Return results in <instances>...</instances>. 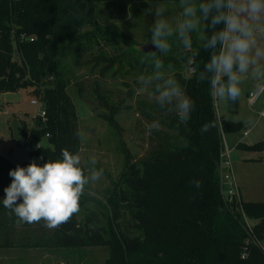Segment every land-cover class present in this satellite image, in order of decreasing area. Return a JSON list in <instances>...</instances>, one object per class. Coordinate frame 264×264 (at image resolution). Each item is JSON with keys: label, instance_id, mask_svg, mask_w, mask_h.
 Listing matches in <instances>:
<instances>
[{"label": "trees", "instance_id": "16d2710c", "mask_svg": "<svg viewBox=\"0 0 264 264\" xmlns=\"http://www.w3.org/2000/svg\"><path fill=\"white\" fill-rule=\"evenodd\" d=\"M163 1L0 0V92L19 93L30 88L45 104V121L34 119L33 126L20 129L25 146H35L29 154L37 164L61 158L62 149L75 154L81 148L77 107L68 93L65 75L58 68L60 46L99 35L98 26L97 31L83 32V28L94 24L102 2H142L148 6ZM22 34L34 37V42H17ZM200 35H193L190 52L173 40L172 50L160 57L166 67L172 65L174 77L195 103L188 124H181L175 111L162 118L165 129L158 133L163 136L161 142L152 140L155 147L143 160L135 161L130 150L124 148L120 181L106 199L109 221L104 223L99 214L93 213L82 222L74 214L67 223L51 230L50 246L107 247V264H264V202L230 199L223 163V133L240 129L242 123L221 117L210 85L198 80L199 71L209 59L200 46ZM177 49L178 54H173ZM16 51L19 59H15ZM146 52L151 51L139 54L140 59H147ZM195 53L198 55L193 57ZM190 59L191 66L199 65L192 73ZM110 65L105 64L102 75L109 73ZM95 91L100 97L99 89ZM110 122L117 127L113 117ZM207 123L214 126L202 133L200 129ZM44 139L49 146L42 145ZM239 147L263 152L264 141L240 143ZM32 160L18 165L26 167ZM16 167L0 155L2 227L19 223L2 203L4 189L12 182L9 172ZM36 225L46 229L43 222Z\"/></svg>", "mask_w": 264, "mask_h": 264}, {"label": "rangeland", "instance_id": "374dc122", "mask_svg": "<svg viewBox=\"0 0 264 264\" xmlns=\"http://www.w3.org/2000/svg\"><path fill=\"white\" fill-rule=\"evenodd\" d=\"M158 4L167 9L165 15L169 22L179 17V3L175 1L165 0L148 6L142 2L131 5L102 2L98 5L96 21L89 20L94 24L83 28V32L97 31L98 26L101 29L99 35L92 39L84 36L72 45L64 44L59 48L58 68L65 75L68 93L79 115L81 167L88 175V160L94 156L96 168L104 170L99 181L86 185L80 210L75 214L78 221L83 222L93 213L99 214L104 223L109 221L106 199L120 181L125 166L124 148L130 150L135 161L148 157L155 147L152 140L159 144L163 137L158 134L165 129L160 120L174 112L161 110L149 95L151 90L143 89L137 79L140 75L150 74V69L143 63L146 57L140 59L139 54L145 52V46L150 42V30L155 21L154 15L146 10L155 9ZM178 52L177 49L172 53ZM15 59H19L17 51ZM95 59L101 62L97 63ZM106 63L111 67L109 73L102 75ZM165 70L174 76L173 68L168 70L165 66ZM244 87L245 94L238 103L216 100L217 111L230 122L242 123L240 129L223 133L230 154L229 171L233 185L241 188L244 201L264 202V161H243L256 156L264 160V153L231 145V136L245 145L264 141V118L259 117L263 97L255 105H250L247 92L250 84L246 81ZM95 88L99 89L100 97ZM19 94L18 101H8L6 94L0 92V155L16 165L32 160L29 152L35 146L18 143L14 122H18L20 129L24 125L33 126L35 115L43 107L30 88L22 89ZM110 117L116 120L117 127L111 124ZM153 120L160 122V128L149 132L147 125ZM249 124L252 128H247ZM246 131L248 133L244 135ZM42 145L49 146L45 139ZM238 160L241 163L236 162ZM41 228L36 223L20 222L0 226V264H107L110 254L107 247L57 249L48 241L51 230Z\"/></svg>", "mask_w": 264, "mask_h": 264}, {"label": "clouds", "instance_id": "9594fccd", "mask_svg": "<svg viewBox=\"0 0 264 264\" xmlns=\"http://www.w3.org/2000/svg\"><path fill=\"white\" fill-rule=\"evenodd\" d=\"M179 8L180 15L174 22L166 18L167 9L162 4L146 10L155 17L150 30L155 51L146 52L147 59L143 61L150 74L137 79L143 89L151 90L149 95L156 105L161 110L175 111L179 122L188 124L195 103L181 83L165 70L160 57L172 50L173 40L190 52L196 33H201L200 46L209 54L198 80L208 82L216 100L238 103L245 94L246 81L250 84L249 98L258 100L264 96V0H179ZM198 67L191 66V70ZM167 68L171 70L172 65ZM213 126L207 123L200 131L207 132ZM159 128L158 120L147 125L149 132ZM88 164L86 175L80 154L62 149L61 158L47 159L43 164L32 160L26 167L17 165L9 172L12 182L4 189L3 206L22 224L43 222L50 230L58 229L79 212L86 185L104 175L102 168H96V157H90Z\"/></svg>", "mask_w": 264, "mask_h": 264}, {"label": "built area", "instance_id": "2783aa9c", "mask_svg": "<svg viewBox=\"0 0 264 264\" xmlns=\"http://www.w3.org/2000/svg\"><path fill=\"white\" fill-rule=\"evenodd\" d=\"M35 38L34 37H28L25 34H22L19 38H17V42L20 43H24V42H34ZM193 71L190 68V73H192ZM54 78L51 77L50 80H53ZM249 97V96H248ZM263 97V109L260 111V117L264 118V96ZM261 97L257 100V99H253V98H249L250 99V103L252 105H255L256 103H258V101L261 99ZM40 100V99H39ZM41 104L43 105V107L37 112V114L35 115L34 119H41L43 121H45L46 119V111H45V104L42 100H40ZM248 132L245 133V135H247ZM225 145V144H224ZM40 147V145L38 146ZM225 158V159H224ZM223 163L226 167V169L229 171V168L231 166V161H230V154L228 149H224V154H223ZM227 180H228V194L230 199H235V200H240V197L238 195V190H237V186L233 185L232 179H231V175H230V171L229 173L227 172V176H226ZM237 195L239 198H237ZM244 222L246 223V225L248 226L249 231H252V227L248 221V219L246 217L243 218Z\"/></svg>", "mask_w": 264, "mask_h": 264}, {"label": "water", "instance_id": "95a60500", "mask_svg": "<svg viewBox=\"0 0 264 264\" xmlns=\"http://www.w3.org/2000/svg\"><path fill=\"white\" fill-rule=\"evenodd\" d=\"M145 47H146L145 48V51H153V50H155L154 46L151 45L150 42ZM6 99L8 101H18L20 99V94L19 93H9V94H6ZM13 129H14V133H15V138L18 141V143L21 146H25V138L23 136H21L20 127H19V124H18L17 121L14 122Z\"/></svg>", "mask_w": 264, "mask_h": 264}, {"label": "crops", "instance_id": "0c3cea01", "mask_svg": "<svg viewBox=\"0 0 264 264\" xmlns=\"http://www.w3.org/2000/svg\"><path fill=\"white\" fill-rule=\"evenodd\" d=\"M249 103H250V101H249ZM250 105H251V103H250ZM259 115H260V112H259ZM222 117V116H221ZM260 117V116H259ZM225 120H227V121H229L228 119H226L225 117H223ZM33 121H34V119H33ZM231 121V120H230ZM233 122V121H232ZM247 128H252V125L251 124H249L248 126H247ZM247 132V131H246ZM245 132V133H246ZM245 133H244V135H245ZM223 137H224V134H223ZM225 137H224V144H226L225 143ZM240 143H242V142H240L236 137H234V136H231V145H232V147L233 148H235V147H239V144ZM227 146H228V148H230V146H229V144H228V141H227ZM227 147H226V145H225V149H226ZM229 151V150H228ZM249 151H251V150H249ZM251 152H254V153H264V151L263 152H260V151H251ZM225 159V158H224ZM245 160H250V161H253V163L255 162H258V163H263V159H261V157L260 156H256L254 159L252 158V159H243V161H245ZM236 162H239V163H241V161H236ZM246 163H252V162H246ZM226 171H227V169H226ZM228 172V171H227ZM237 190H238V195H239V197L244 201V198H243V193H242V190H241V188L240 187H238L237 188Z\"/></svg>", "mask_w": 264, "mask_h": 264}]
</instances>
